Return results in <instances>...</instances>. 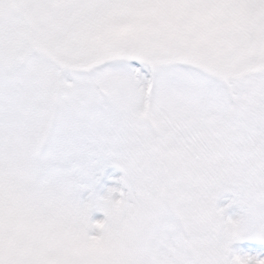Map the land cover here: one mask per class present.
I'll return each instance as SVG.
<instances>
[{"label":"snow or ice","instance_id":"snow-or-ice-1","mask_svg":"<svg viewBox=\"0 0 264 264\" xmlns=\"http://www.w3.org/2000/svg\"><path fill=\"white\" fill-rule=\"evenodd\" d=\"M0 264H264V0H0Z\"/></svg>","mask_w":264,"mask_h":264},{"label":"rangeland","instance_id":"rangeland-1","mask_svg":"<svg viewBox=\"0 0 264 264\" xmlns=\"http://www.w3.org/2000/svg\"><path fill=\"white\" fill-rule=\"evenodd\" d=\"M228 198H230V194H222L220 198H218V206L224 207V205L227 203ZM239 209L235 206L226 208V213L230 216H234L238 213ZM94 219L101 218L100 214L94 213L93 214Z\"/></svg>","mask_w":264,"mask_h":264}]
</instances>
